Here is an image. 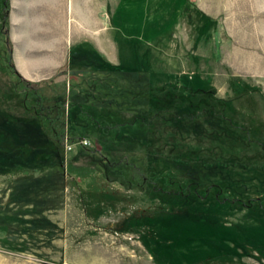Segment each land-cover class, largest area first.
<instances>
[{
	"label": "rangeland",
	"instance_id": "374dc122",
	"mask_svg": "<svg viewBox=\"0 0 264 264\" xmlns=\"http://www.w3.org/2000/svg\"><path fill=\"white\" fill-rule=\"evenodd\" d=\"M5 1L0 109L48 114L64 163L37 171L53 153L0 127V264H264V0H191L160 38L118 47L117 63L74 45L55 67L17 55L27 40L12 16L36 0H9L4 25ZM149 108L166 115L150 123ZM72 160L94 172L71 174Z\"/></svg>",
	"mask_w": 264,
	"mask_h": 264
},
{
	"label": "crops",
	"instance_id": "0c3cea01",
	"mask_svg": "<svg viewBox=\"0 0 264 264\" xmlns=\"http://www.w3.org/2000/svg\"><path fill=\"white\" fill-rule=\"evenodd\" d=\"M31 4H34L31 17L26 14L12 16L13 25H25V33H17V38L22 36L27 40L24 53L18 51L17 55L55 67L72 59L70 48L74 45L98 47L108 61L117 63L118 47L137 42L145 44L160 38L182 20V14L192 6V1L36 0ZM105 12L109 19L103 23L98 16ZM30 22L37 24L35 34L27 31ZM182 24L179 23L175 30H182ZM77 53L75 57L83 61L90 58L89 51L88 54L80 50Z\"/></svg>",
	"mask_w": 264,
	"mask_h": 264
},
{
	"label": "trees",
	"instance_id": "16d2710c",
	"mask_svg": "<svg viewBox=\"0 0 264 264\" xmlns=\"http://www.w3.org/2000/svg\"><path fill=\"white\" fill-rule=\"evenodd\" d=\"M5 9L6 13L4 14V25L9 24V0L5 1ZM12 69L15 71V73L21 78L20 74L15 70V67L12 66ZM63 107V106H62ZM61 107V108H62ZM80 111L82 115L84 116H90L92 125L95 130H99L100 132L104 133L105 136H110V132L113 130L114 125L110 122H106V119L98 120L96 117L92 114H89L87 109H85V106H79ZM93 108V106H90ZM27 112H35L34 115H27V117H18L17 115H14L12 112H8L6 109H0V118L2 121L0 122V127L3 130H8L9 132L14 133L15 135H22L27 139V145L30 146V148L34 150H41V149H47V151H51L53 154L50 156L49 161L44 166H39L37 168V171H41L42 169H51L49 170L50 173L54 170V167L62 169L63 168V147H64V138L63 136L59 135V131L55 129L56 126L52 125L51 121L49 122L48 119L51 120V117L48 116V114H44L41 111L31 108L29 106H25ZM71 108H74V106H71ZM102 110L105 112L107 110L106 106H102ZM146 114L149 117V122H153L152 120L157 118L158 116H165L166 114H162L160 112H155L154 109L149 108L146 110ZM143 116V115H142ZM139 118V117H138ZM104 140V139H103ZM106 154V153H105ZM103 154V158L105 161L109 162L112 161V158L109 157V155ZM78 156H76L77 159ZM75 159V158H74ZM57 161V162H56ZM75 160H72L70 164H68V171L73 174L79 173L80 175L83 174H91L94 171H92L89 166L92 164L90 163L87 165H81L80 168L75 166L76 162ZM77 161V160H76ZM127 159L124 156L119 157V159H115L114 163L118 164L119 167H123L124 165L130 164L133 166V163H127ZM123 162L124 165L121 164ZM115 166V165H114ZM127 169V168H126ZM111 172V170H109ZM86 172V173H84ZM123 175V174H122ZM106 177L111 179V173H106ZM37 180V179H36ZM120 181L123 182V179L120 178ZM38 187V186H37ZM35 187V188H37ZM40 190H42L41 186L39 187ZM105 206V203L102 204V206Z\"/></svg>",
	"mask_w": 264,
	"mask_h": 264
}]
</instances>
